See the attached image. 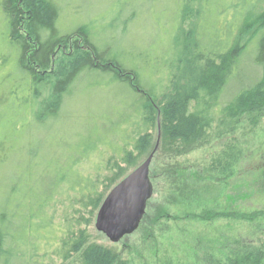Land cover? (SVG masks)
Masks as SVG:
<instances>
[{
  "label": "rangeland",
  "instance_id": "rangeland-1",
  "mask_svg": "<svg viewBox=\"0 0 264 264\" xmlns=\"http://www.w3.org/2000/svg\"><path fill=\"white\" fill-rule=\"evenodd\" d=\"M52 1L59 10L56 21L59 30L68 32L85 25L97 33L103 32L94 33L95 43L102 48L120 49L137 60L140 58L142 67L151 56L146 45L154 52L168 44L170 50L181 5V0ZM188 3L192 5L193 2L188 0ZM188 13L185 29L197 20L195 14ZM183 46L181 43L179 48ZM246 68L248 73L255 69L251 64ZM152 78L157 79L156 75ZM101 80L102 76L96 73L81 75L76 86L64 97L58 115L39 121L46 111L30 101V82L17 70L16 50L7 41L6 22L0 8V214L7 218L14 215L2 243L4 249L16 252L10 263L78 264V254L67 260L61 257L60 241L69 231L79 229L85 230L90 241L113 246L128 264H201L194 260V250L198 253L206 247L209 254L224 258L223 253L217 251L225 253L235 240L262 243L264 214L259 215L256 222L231 218L201 222L184 217L186 211L199 212L204 208L261 210L264 213V111L251 120L240 117L232 125L228 120L223 122L218 106L211 112L213 120L207 130L209 140L206 144L174 160L153 156L149 167L153 194L149 205L164 207L169 218L160 220L152 237L144 239L135 231L118 243H110L95 230L98 208L92 211L91 205L99 202V198L101 203L122 178L121 174L134 169L122 162L124 149L132 148L130 143L133 142V137L122 136V129L126 130L124 136L135 129L123 120L118 122L117 131H110L108 118L112 115L107 113L105 119L99 120L106 123L100 127L98 136L91 137V145L83 140V134L87 136L92 130L88 126L97 124V114L110 112L120 98L121 91L115 84L106 81L97 86L89 84ZM44 95L40 93L37 101ZM224 98L226 96L222 101ZM112 119L116 120V116ZM140 121V117L135 116L131 124L137 122L140 126ZM151 133L154 139L158 134L155 126ZM223 154L225 160L227 155L230 158L229 168L221 174L233 171L225 181L207 178L209 187L192 199L190 207L179 201L174 205L167 203L168 184L160 172L166 163H175L178 169L194 172L203 183L209 177L206 169L212 158ZM87 181L93 184L91 193L82 188ZM50 187L54 189L42 220H49L51 225L43 229L42 220L34 216L31 222L39 224L40 228L29 232L28 222L20 223L21 216L28 213L25 205L29 201H39L41 194L42 198L49 195ZM17 203L23 205L18 207ZM19 229L23 230L21 238L18 237ZM0 262L5 264L2 257Z\"/></svg>",
  "mask_w": 264,
  "mask_h": 264
},
{
  "label": "trees",
  "instance_id": "trees-1",
  "mask_svg": "<svg viewBox=\"0 0 264 264\" xmlns=\"http://www.w3.org/2000/svg\"><path fill=\"white\" fill-rule=\"evenodd\" d=\"M192 2L191 5L188 0H181L170 50L168 44L154 52L146 45L151 56L142 67L140 58L137 60L120 49L100 47L93 41L97 32L85 25L68 32L59 30L56 25L59 10L52 0H0L7 41L16 50L17 70L29 79L32 89L30 101L46 111L42 118H38L39 121L58 115L64 97L76 86L81 75L96 73L102 76V80L90 81L89 84L97 86L103 81L115 84L121 91L118 95L120 98L111 106L110 112L97 114V124L88 126L92 130L87 132V136L83 134V140L91 145V137L98 136L100 127L106 123L99 120L105 119L107 113L112 118L116 116V120L108 118L110 131H117L121 120L135 127L128 136L123 135L126 130L122 129L123 137H133L130 143L132 148L124 149L122 162L128 168H135L157 140L158 134L154 139L152 137V126L159 132V144L154 156L174 160L208 142L207 130L211 126V112L215 106L220 107L223 122L228 120L232 125L240 117L251 120L255 114H261L264 111V0ZM189 11L195 14L197 20L185 29L184 22ZM181 43H184L182 49L179 48ZM250 64L255 68L252 73H248L246 68ZM153 75L157 79H153ZM42 92L45 93L44 97L37 101ZM224 96L226 98L222 101ZM135 116L140 117V126L137 122L131 124ZM229 158L227 155L225 160L224 154L213 157L206 169L209 177L203 183L202 178L194 172L178 169L175 163H166L160 172L168 184L167 203L174 205L179 201L190 207L192 199L209 187L207 178L210 181H225L232 174L233 171L221 174L229 168ZM125 175L121 174L122 178ZM82 185L89 193L94 188L90 181ZM53 189L50 187L49 195L44 198L41 194L39 201H29L25 205L29 215L23 214L20 223L26 220L29 232L40 228L39 224L33 225L31 220L34 216L43 219L44 208L50 202ZM98 201L91 205L92 211L99 208L100 198ZM149 201L136 230L144 239L152 237L154 227L160 220L169 218L164 207H151ZM22 205L16 204L18 207ZM185 213V219L201 222H212L219 218L256 222L259 215L264 214L261 210L242 212L213 208ZM11 218L0 214V257L5 264H11L10 261L16 256L13 249L2 247L4 236L13 221ZM41 223H44L43 229L51 225L49 220H42ZM17 232L19 238L23 237L22 229ZM69 232L60 241L63 259L78 254V264H128L113 246L90 241L85 230ZM262 233L264 235V230ZM207 249L201 248L198 253L194 250V260H199L201 264H264V239L259 244L235 240L225 253L224 250L217 251L223 253L224 258L209 254Z\"/></svg>",
  "mask_w": 264,
  "mask_h": 264
},
{
  "label": "water",
  "instance_id": "water-1",
  "mask_svg": "<svg viewBox=\"0 0 264 264\" xmlns=\"http://www.w3.org/2000/svg\"><path fill=\"white\" fill-rule=\"evenodd\" d=\"M158 144L159 132L152 150L109 190L96 212L94 228L110 243L134 233L144 217L153 194L149 167Z\"/></svg>",
  "mask_w": 264,
  "mask_h": 264
}]
</instances>
